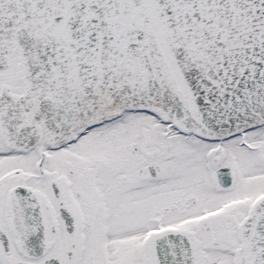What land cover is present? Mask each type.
<instances>
[{
    "label": "snow or ice",
    "instance_id": "obj_1",
    "mask_svg": "<svg viewBox=\"0 0 264 264\" xmlns=\"http://www.w3.org/2000/svg\"><path fill=\"white\" fill-rule=\"evenodd\" d=\"M0 264H264V0H0Z\"/></svg>",
    "mask_w": 264,
    "mask_h": 264
}]
</instances>
